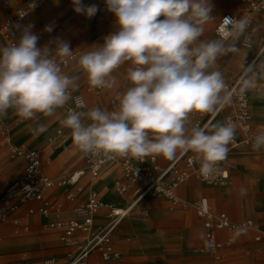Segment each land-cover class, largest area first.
<instances>
[{
  "label": "clouds",
  "instance_id": "obj_1",
  "mask_svg": "<svg viewBox=\"0 0 264 264\" xmlns=\"http://www.w3.org/2000/svg\"><path fill=\"white\" fill-rule=\"evenodd\" d=\"M115 17V31L103 37L102 45L80 55L78 64L94 88L111 89L113 72L130 62L127 78L131 85L118 95V109L88 111L84 100L75 98L76 108H68L60 121L70 130L74 144L85 154L142 159L157 155L173 160L178 153H194L199 172L213 178L234 141L236 125L217 123L211 131L189 127V114L211 113L232 102L223 74L215 68L218 58L250 46L247 35L250 20L235 16L220 19V39L201 40L205 25L215 20L211 0H105ZM73 10L92 18L96 5L84 6L72 0ZM34 7V5H33ZM20 37L0 48V117L14 110L21 120L53 116L72 99L78 77L63 73L61 63L76 59L67 41L55 38L38 47L39 36L29 24L21 27ZM52 26L46 25L45 32ZM55 53V55H53ZM240 94L257 87L264 78V62L254 59L242 65ZM85 121H88L86 123ZM38 124L35 131L43 132ZM264 147V133L256 135L252 149ZM245 194V190H241Z\"/></svg>",
  "mask_w": 264,
  "mask_h": 264
},
{
  "label": "rangeland",
  "instance_id": "obj_2",
  "mask_svg": "<svg viewBox=\"0 0 264 264\" xmlns=\"http://www.w3.org/2000/svg\"><path fill=\"white\" fill-rule=\"evenodd\" d=\"M103 1L82 0L84 6L96 5L98 8L95 16L89 19L85 15L77 14L73 10L72 0H45L43 5L32 11L27 20L28 24L33 25L31 31L38 36L41 35L37 46L44 47L51 43L52 47H55L53 41L55 38H59L80 48V55H82L85 52L93 50L90 46L102 45L104 41L97 42L94 40V37L102 32H106V35H108L110 32L115 31L114 15L108 11L105 13L100 11V5ZM211 4L213 5L211 14L216 18L205 25V33L200 38L201 40H206L210 36L220 39L214 32V27L223 12L230 11L239 18L245 17L249 13L247 3L243 0H211ZM12 9H9L10 12ZM259 13L264 14V12ZM46 25H51L53 30L45 32L44 28ZM251 32L254 35L252 49L244 47L242 43L238 44L240 49L238 52L229 53L218 58L215 68L210 69V71L219 70L223 74L225 82L234 77L242 67L244 60L251 56L254 51H259L264 43V26H259L256 21L253 24ZM4 46H8V43L0 35V48ZM80 55L67 66H63L60 57H57V62L61 63L64 74L78 77L77 83L79 87L77 89L87 92L85 87L88 77L79 67L78 60ZM262 62H264V51L257 60V64L259 65ZM129 66L130 62H126L113 72L116 84L111 89L105 88L107 98L114 96L116 93H124L131 86L127 78V68ZM87 96V111L95 107L101 109L108 107V100H105L103 103L100 97L91 92H87ZM250 101L251 99H249ZM256 101L258 102L257 97ZM250 109L254 117L251 102ZM225 111L223 109L209 123L206 127L208 131H211L217 123L224 124L223 114ZM214 112L190 113L189 127L196 124L199 127L204 126L209 122ZM64 118L63 108L56 110V113L52 116V124L49 125L47 117L42 114H38V119L35 120H21L14 110L9 109L6 116L0 117V122H6L10 125L13 139L16 142H25L30 146L45 148L46 153L50 154L53 158L52 164L49 167L51 176L59 179L68 176L74 169L78 168V165L82 163L84 158V153L74 144L70 130L61 125L60 121ZM38 124L45 126L43 132L35 131ZM255 126L258 134L264 133V128L259 127L257 123ZM58 129H61L62 133L58 147L54 149L53 144H49V139ZM64 138H67L65 144H63ZM231 151L233 156L228 158L236 162L238 166L231 173L230 184H208L192 176L178 187L181 197L180 208L171 211L168 208V202L163 198L153 195L150 196L160 201L159 206H152L148 203L135 205L132 212L121 220L116 227L113 238L115 244L123 252V260L114 262L113 264H127L134 257L137 260L135 262L139 264L148 263L151 261V258H162L164 259L163 264H217L213 255L206 250H202L206 242L204 236L202 239L195 240V243L187 251H185L184 242L180 237V232L184 226L180 220L186 221V228H192L196 222L202 226V220L197 216L195 209V202L201 196H207V200L209 199L216 210H225L216 206L219 201L217 196L210 192L212 189L221 191L232 202V208L240 213L239 217H233V219L241 221L244 218H253L258 224L257 231L246 227H241L234 231L221 230L227 233L224 237L230 233L236 237L234 242L230 244H226V240L223 241L221 252L224 264H264V173L261 176L257 174L258 172H264V147L259 151H253L247 144H242ZM157 157L159 159V156ZM23 161L21 157H11L9 147L0 132V191L22 172ZM67 163H73L74 165L69 170H65L63 167ZM112 165L115 172L120 171L118 165ZM104 171L105 167L101 171L100 179L105 176ZM241 172L255 173L248 178L245 174L240 175ZM192 183H196L198 186L194 187ZM242 189L245 190V194L243 195L241 194ZM54 190L57 194H60L62 200L65 199L62 189L55 188ZM109 190L108 184L101 191L102 195H105ZM143 206L149 208L150 215L148 217H143L140 213ZM108 211L109 209L101 212L99 215H103L104 219H106ZM33 218L41 220L40 227L33 224ZM24 220L30 221V228L27 231H20L19 233H15L12 222H0V264H44L46 258L61 253L64 256L57 257V259H61L64 262L68 258L65 252H67L69 247L65 246L59 239L58 232L47 228L44 216L35 213L33 215H25ZM135 220L140 221V224H137ZM41 233H45L48 236H51L53 233V238L40 242ZM257 235H261L260 239L256 238ZM17 239L24 242L22 245L23 251L19 255L13 256L9 254L8 247L13 240ZM129 239H137L141 251H131L128 249L127 244Z\"/></svg>",
  "mask_w": 264,
  "mask_h": 264
},
{
  "label": "built area",
  "instance_id": "obj_3",
  "mask_svg": "<svg viewBox=\"0 0 264 264\" xmlns=\"http://www.w3.org/2000/svg\"><path fill=\"white\" fill-rule=\"evenodd\" d=\"M243 1L247 3L249 13L264 12V0ZM44 2L45 0H0V35L7 41L8 46L16 42L20 37V30L16 26L20 25L23 27L29 25L27 20L30 14L34 9L43 5ZM9 9H12V11L6 13ZM100 11L102 13L107 11L105 0L100 5ZM230 16L239 18L232 12H224L215 25V33L218 36L220 19ZM245 17L251 22L247 32V35L250 36V46H244V37H241V43L244 47L252 49L254 35L251 29L256 20L248 15ZM258 25L263 26L259 23ZM105 36L106 32L99 33L94 37V40L99 42ZM69 45L70 49L74 51L73 55L77 58L81 53V49L72 44ZM263 51L264 43L262 49L255 51L251 56L246 58L242 65L245 64L247 66L254 59L257 61ZM74 60L68 59L66 64H62L63 66H67ZM242 73L243 68L241 67L240 73L226 83L228 85V91L232 95V112L226 115L225 123H234L244 134L241 142H237L234 139L232 142L233 146L243 143L252 147V142L257 134L253 128V115L249 102L250 90L245 94L239 93ZM85 89L87 92H91L100 97L103 103L105 100L109 101L108 107L102 110L114 111L118 109L119 101L117 97L120 93H116L114 96L107 98L105 88H94L90 85L89 81ZM70 91L72 92V99L64 107L65 114L67 115L68 108H76V97L82 98L86 104V108L76 110L86 111L87 100L82 90L70 89ZM205 125L201 128H206ZM195 126L199 127L198 124ZM0 132L4 140L8 143L11 157H21L25 161L21 174L13 179L5 189L0 191V222L13 220L15 224L19 225L20 220L14 217L17 211L22 206L31 202H39L37 207L28 208V214L32 215L38 212L44 216L47 220V227L49 229L59 230V238L63 244L73 248L67 253L68 258L65 264H88L89 255L93 251L99 252L105 261L121 259V252L113 244L112 232L116 225L132 212L134 205H137L140 200L149 195L164 197L170 201L171 208L173 209L181 204V198L176 191L181 183L194 176L208 184L228 185L231 183L232 171L237 168L235 163L226 158L224 161L218 163V173L213 178L205 179L199 172L200 166H196L192 152L180 153L165 168L158 166L157 159L153 155L137 159L131 156L116 155L109 157L103 154L92 156L84 153V166L82 168L70 173L68 176L55 179L45 171V167L50 164L51 159L50 157L44 156L41 148H31L26 144L13 143L9 130L3 122H0ZM61 133L62 130L58 129V136H53L49 139L53 143L54 149L58 147ZM180 162H183L184 165L180 166ZM110 163L118 165L121 172V177L113 183L115 193L124 195L126 192L133 190L134 200L132 204L126 207L106 204L101 199L97 189L91 186L85 201L74 209V216L70 219H65L62 207L46 196V193L52 188L65 187L68 199L74 200L75 194L67 189L68 186H77L78 191H82L83 187L79 185L81 176L88 174L90 183L93 184L100 176L102 169ZM103 207L109 209V221L103 226L95 227V216ZM195 209L198 216L202 218L206 230V242L202 250H206L213 255L217 264H224V258L221 252L223 242L218 239V232L220 230L226 229L234 231L241 227H256L255 222L250 219L242 222H234L225 212H217L214 210L207 198L204 197L195 202ZM142 215L147 216L148 211L143 210ZM78 232L84 234L82 240L78 238ZM235 239L236 237L234 235L229 236L226 244L234 242ZM44 264H59V259L56 257L46 258Z\"/></svg>",
  "mask_w": 264,
  "mask_h": 264
},
{
  "label": "crops",
  "instance_id": "obj_4",
  "mask_svg": "<svg viewBox=\"0 0 264 264\" xmlns=\"http://www.w3.org/2000/svg\"><path fill=\"white\" fill-rule=\"evenodd\" d=\"M8 11H10V10H7L6 11V13L8 12ZM225 12H230V11H225ZM224 13V12H223ZM222 13V14H223ZM221 14V15H222ZM221 17V16H220ZM219 17V18H220ZM253 18L257 21V22H260V23H263L264 24V15L263 16H260V17H256L255 15L253 16ZM216 25V24H215ZM214 32H215V27H214ZM217 38L215 37V36H210V37H208L206 40H216ZM262 49V47L260 48V50ZM255 52V51H254ZM253 52V53H254ZM240 71H241V68H240V70H239V72L234 76V77H236L239 73H240ZM234 77H232V78H234ZM232 78H230L229 80H231ZM229 80H227L226 81V83L229 81ZM132 86V85H131ZM82 90V89H81ZM82 92L85 94V97H86V100H87V104H88V96H87V92H84L83 90H82ZM120 94H122V93H120ZM249 95H250V91H249ZM256 97L258 98V102L256 101ZM249 99H251V103H252V105H253V111H254V117H253V128H254V131L256 132V123L258 124V126L259 127H261V128H264V79L263 80H257V87L255 88V89H253V90H251V95H250V97H249ZM223 109H225L226 111H225V113L223 114V121H224V123H225V117H226V115H228V114H230L231 112H232V106H231V103L230 104H228V105H225V106H223V107H218L217 108V110L213 113L214 114V117H213V119L220 113V112H222V110ZM86 111H87V109H86ZM63 114H64V116L66 117V114H65V111H64V108H63ZM47 119H48V125L49 124H52V116H50V117H47ZM212 119V120H213ZM86 123H88V121H85ZM5 125H6V127L8 128V130H9V133H10V137H11V140H12V142L13 143H16V144H26L27 146H29V147H31V148H41L42 150H43V153H44V156H46V157H50V159H51V162H50V164H48L46 167H45V171L47 172V174H49L50 176H51V172L49 171V167L51 166V164H52V161H53V158H52V156L50 155V154H48V153H46V151H45V148H42V147H38V146H30V145H28L27 143H25V142H16L14 139H13V136H12V133H11V129H10V125L8 124V123H6V122H3ZM211 123V122H210ZM256 134L257 135H259L257 132H256ZM57 137L58 135H57V132L56 133H54L53 135H52V137ZM243 138H244V134H243V132L238 128V127H236V134H235V141H237V142H241L242 140H243ZM5 141V140H4ZM64 143L63 144H65L66 142H67V138H64V141H63ZM5 143L8 145V143L5 141ZM49 144H53V143H49ZM243 143H240V144H238V145H236V146H233L232 145V143L229 145V152H228V156H227V158L228 157H230V156H233V153H232V149L233 148H236V147H238V146H240V145H242ZM249 146V145H248ZM251 149H252V147L251 146H249ZM253 150V149H252ZM254 151V150H253ZM180 153H178L177 154V156L179 155ZM194 154V153H193ZM153 156H155L156 157V159H157V164H158V166L160 167V168H165V167H167L173 160H168V159H166V158H164V157H162V156H159V159H158V157H157V155H153ZM176 156V157H177ZM175 157V158H176ZM229 159V158H228ZM231 162H233V163H235L237 166H238V164L236 163V162H234V161H232V159H229ZM168 162V163H167ZM74 163V162H73ZM73 163H67V164H64V169L65 170H69L70 168H71V166H73L74 164ZM183 162H180V166H183L184 165V163L182 164ZM24 164H25V161H23V169H24ZM112 164L113 163H110V164H108L107 166H105V176L104 177H102L101 179H100V176L98 177V179L93 183V184H91L90 183V180H89V176H88V174H85V175H83V176H81V178H80V182H79V185H81L82 187H83V190L82 191H78V189H77V186H74V185H70V186H68V190H70L73 194H75V199L74 200H70V199H68V197H67V191H66V188L65 187H55V188H59V189H62V192L64 193V197H65V199L64 200H62L61 198H60V194H57V192L54 190L55 188H52L51 190H49L47 193H46V196L48 197V198H50L52 201H54V202H56L57 204H59L61 207H62V209H63V211H64V218L65 219H70V218H72L73 216H74V209L80 204V203H82V202H84L85 201V198H86V195H87V193H88V191H89V189H90V187L91 186H93L95 189H97V191L100 193V196H101V199L103 200V202L104 203H106V204H113V205H115V206H119V207H126V206H128V205H130L132 202H133V200H134V191L133 190H130V191H128V192H126L124 195H118L117 193H115V191H114V189H113V183H114V181L116 180V179H118V178H120L121 177V172L119 171V172H115V169H114V167L112 166ZM162 164H164V165H162ZM84 166V158H83V161H82V163L81 164H79L78 165V168H76V169H74L72 172H74V171H76V170H78V169H80V168H82ZM196 166H200V164L198 163V162H196ZM23 171V170H22ZM234 171V170H233ZM71 172V173H72ZM255 172H251V173H244V172H241L240 173V175L242 174V175H244L245 174V176H247L248 178H250L251 177V175L252 174H254ZM263 173L264 172H258L257 174L258 175H263ZM21 174V173H20ZM19 174V175H20ZM101 174V173H100ZM18 175V176H19ZM237 176V175H236ZM238 176H239V174H238ZM52 177V176H51ZM109 184V191H107L106 193H105V195H102V193H101V191L107 186ZM9 185V184H8ZM7 185V186H8ZM6 186V187H7ZM192 186H198V185H196V183H192ZM5 187V188H6ZM179 187V186H178ZM4 188V189H5ZM2 191V190H1ZM177 194H178V196L180 197V195H179V192H178V188H177ZM210 192H212V193H214L216 196H217V198H218V201H219V203H217V207L218 208H220V209H225V210H227V211H225V210H216L215 208H213V206H212V204L210 203V201H209V199H208V201H209V203H210V205H211V207L214 209V210H216L217 212H225L226 214H228V216L234 221V222H242V221H245V220H253L254 222H255V224H256V227L255 228H251V229H254V230H256L257 231V229H258V224L256 223V221L253 219V218H244L243 220H241V221H236L235 219H233V217L234 218H237V217H239L240 216V213L238 212V211H236L234 208H232V202L229 200V199H227L226 197H225V195L223 194V193H221V191H219L218 189H212V190H210ZM155 197H159V196H155ZM202 197H206V198H208L207 196H201L200 198H202ZM159 198H163L166 202H168V208H169V210H176V209H178V208H180L179 207V205L178 206H176L175 208H171V203H170V201L169 200H167L166 198H164V197H159ZM181 198V197H180ZM199 198V199H200ZM144 203H148L149 205H152V206H159V204H160V201L157 199V198H152L150 195L149 196H147V197H145L144 199H142V200H140L139 202H138V205H142V204H144ZM39 205V202H31V203H29V204H27V205H24V206H22L18 211H17V213L15 214V216L14 217H16V218H18L19 220H20V223H19V225H17V224H15L14 222H13V220H9V221H6V222H12L13 223V225H14V231H15V233H19L20 231H27L29 228H30V221H25L24 220V216L26 215V216H28V215H30V214H28V208L29 207H37ZM135 207V206H134ZM108 208L107 207H103V208H101L100 210H99V212L96 214V216H95V227H100V226H103V225H105L108 221H109V216H108V212L106 213V215H107V217H106V219H104V216L103 215H99V214H101V212H103V211H106ZM143 210H147L148 211V215L147 216H143V217H148L149 215H150V211H149V208H147V207H142L141 208V210H140V213L142 214V211ZM38 213V212H37ZM40 214V213H39ZM104 214V213H103ZM33 215V214H32ZM197 216H198V214H197ZM199 217V216H198ZM124 219V218H123ZM122 219V220H123ZM183 220V219H182ZM182 220H180L181 221V223L182 224H184V226H183V228H182V230H181V232H180V237L182 238V241L184 242V248H185V251H187V250H189V248L193 245V243H195V240H198V239H202L203 238V236L205 237V241H206V236H205V232H206V230H205V227H204V224H203V220H202V218H201V220H202V226L201 225H199L197 222L192 226V228H186V221L184 222V221H182ZM32 222H33V224L35 225V226H41L40 224H41V220H39V219H32ZM46 222H47V220H46ZM135 222L137 223V224H140V221H138V220H135ZM118 225V224H117ZM117 225H116V227H117ZM116 227H115V229H114V231L112 232V241H113V244H114V246H115V248L117 249V250H119L120 252H121V254H122V258L121 259H119V260H115V261H105V260H103L102 259V257H101V255H100V253L99 252H97V251H93L90 255H89V258H88V264H109V263H114V262H118V261H122L123 260V252H122V250H120V248H119V246H117L116 244H115V240H114V238H113V236H114V233H115V230H116ZM48 228V227H47ZM49 229V228H48ZM52 230H55V229H52ZM56 232H58V234H59V237H60V231L59 230H55ZM55 234V233H54ZM84 234L82 233V232H78V234H77V236H78V238L80 239V240H82L81 239V237H84L83 236ZM225 235H227V233H225V232H222L221 230L218 232V239L221 241V242H223L224 240H226L227 241V239H228V237L229 236H231V235H234V234H232V233H230L228 236H226V237H224ZM260 237H261V235H257L256 236V238L257 239H260ZM51 238H53V233L51 234V236L49 235H46L45 233H41V236H40V242H45V241H48V240H50ZM184 238V239H183ZM60 239V238H59ZM24 244V242H22V240H20V239H17V240H13V242H11L10 244H9V247H8V250H9V254L10 255H19V253H21L22 251H23V245ZM127 246L129 247L128 249H130L131 251H141V248H139V246H138V241H137V239H135V240H132V239H129V242H128V244H127ZM73 248L71 247H69L68 248V250H67V252H65V254H67L69 251H71ZM61 256H64V255H62V253L61 254H57V255H54L53 257H61ZM132 261H130L129 263H127V264H139L138 262H135V261H137L136 259H135V257L134 258H132L131 259ZM63 260H59V264H65L66 263V261H67V259L64 261V262H62ZM164 263V259H162V258H151V261L150 262H148V263H143V264H163Z\"/></svg>",
  "mask_w": 264,
  "mask_h": 264
},
{
  "label": "bare ground",
  "instance_id": "obj_5",
  "mask_svg": "<svg viewBox=\"0 0 264 264\" xmlns=\"http://www.w3.org/2000/svg\"><path fill=\"white\" fill-rule=\"evenodd\" d=\"M253 14H254L256 17H260V16H263V15H264V14L259 13V12L248 13L247 15H248V16H251V17L253 18ZM258 23L264 26L263 23H260V22H258ZM218 37H219V36H218ZM219 38H220V37H219ZM213 117H214V114H213L212 117L210 118L209 122L205 125V127H207V126L209 125V123L212 121ZM112 166H113V165H112ZM132 203H133V202H132ZM132 203H131V204H132ZM134 206H135V205H134Z\"/></svg>",
  "mask_w": 264,
  "mask_h": 264
}]
</instances>
